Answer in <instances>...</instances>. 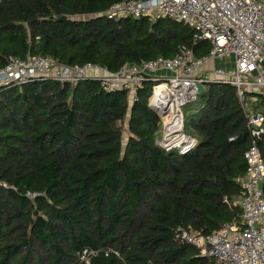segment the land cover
<instances>
[{"label":"trees","instance_id":"obj_1","mask_svg":"<svg viewBox=\"0 0 264 264\" xmlns=\"http://www.w3.org/2000/svg\"><path fill=\"white\" fill-rule=\"evenodd\" d=\"M120 1L0 0V69L10 57L42 55L116 72L182 48L196 57L211 50L172 18L103 15ZM156 84L146 79L132 105L95 80L37 77L1 90L0 264H73L86 248L119 255L84 264H213L175 234L241 220L231 202L247 172L248 118L236 87L208 82L183 107L195 146L165 150L149 106ZM254 109L264 116L263 95ZM260 145L264 152V138Z\"/></svg>","mask_w":264,"mask_h":264},{"label":"built area","instance_id":"obj_2","mask_svg":"<svg viewBox=\"0 0 264 264\" xmlns=\"http://www.w3.org/2000/svg\"><path fill=\"white\" fill-rule=\"evenodd\" d=\"M103 15L110 20L172 18L188 25L196 42H209L211 50L196 57L193 50L182 48L171 58L126 64L116 72L95 63L68 66L42 55L10 57L0 69V92L37 77L60 83L95 80L107 92H127L132 105L144 81L151 79L157 84L149 103L165 111L160 115L164 126L159 146L188 151L196 140L184 132V105L195 101L199 87L208 82L236 87L251 134L245 153L247 172L239 179L242 192L231 202L241 209V220L226 222L208 235L180 227L175 239L195 245L213 264H264V152L260 145L264 116L254 109L258 97L264 96V0H124L112 4ZM219 61L224 66H216ZM163 84L164 89H156ZM199 237H203L201 245L196 242ZM102 252L119 255L113 248H86L73 264L90 263Z\"/></svg>","mask_w":264,"mask_h":264},{"label":"water","instance_id":"obj_3","mask_svg":"<svg viewBox=\"0 0 264 264\" xmlns=\"http://www.w3.org/2000/svg\"><path fill=\"white\" fill-rule=\"evenodd\" d=\"M66 18L67 17L64 16V17L61 18V20H66ZM199 89H200V92H203L205 88H204V86L201 85L199 87ZM149 106L151 107V109H153L154 111L158 112L159 115L163 116L165 114V111H161L160 108H158V107H156V106H154V105H152L150 103H149ZM261 189H264V183L261 184ZM196 242L201 245L202 242H203V237H199Z\"/></svg>","mask_w":264,"mask_h":264},{"label":"rangeland","instance_id":"obj_4","mask_svg":"<svg viewBox=\"0 0 264 264\" xmlns=\"http://www.w3.org/2000/svg\"><path fill=\"white\" fill-rule=\"evenodd\" d=\"M216 66H221V65H223V64H221L220 62H216V64H215ZM164 126V125H163ZM163 126H162V128H163ZM124 132H125V139L128 137V131H127V127H125L124 128ZM188 135V134H187ZM186 139H189V138H187L186 137Z\"/></svg>","mask_w":264,"mask_h":264},{"label":"bare ground","instance_id":"obj_5","mask_svg":"<svg viewBox=\"0 0 264 264\" xmlns=\"http://www.w3.org/2000/svg\"><path fill=\"white\" fill-rule=\"evenodd\" d=\"M164 88H165V85L163 84V85L157 87L156 89H157V90H162V89H164ZM178 120H179V118H178ZM173 127H174V128H177V127H180V126H179V125H173L172 128H173ZM180 128H181V127H180ZM182 134H183V133H182Z\"/></svg>","mask_w":264,"mask_h":264},{"label":"crops","instance_id":"obj_6","mask_svg":"<svg viewBox=\"0 0 264 264\" xmlns=\"http://www.w3.org/2000/svg\"><path fill=\"white\" fill-rule=\"evenodd\" d=\"M221 64H223V65H221V66H224V62H222V61H219Z\"/></svg>","mask_w":264,"mask_h":264}]
</instances>
